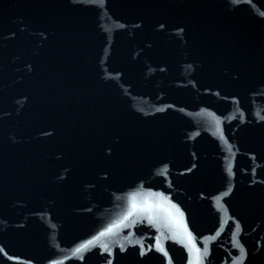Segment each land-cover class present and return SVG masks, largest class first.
Returning a JSON list of instances; mask_svg holds the SVG:
<instances>
[{"label":"water","instance_id":"obj_1","mask_svg":"<svg viewBox=\"0 0 264 264\" xmlns=\"http://www.w3.org/2000/svg\"><path fill=\"white\" fill-rule=\"evenodd\" d=\"M0 264H264V0H0Z\"/></svg>","mask_w":264,"mask_h":264}]
</instances>
